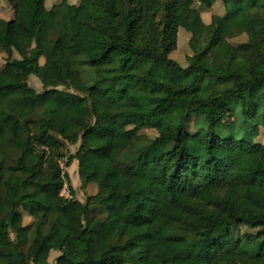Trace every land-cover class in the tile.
I'll return each instance as SVG.
<instances>
[{
    "label": "trees",
    "instance_id": "trees-1",
    "mask_svg": "<svg viewBox=\"0 0 264 264\" xmlns=\"http://www.w3.org/2000/svg\"><path fill=\"white\" fill-rule=\"evenodd\" d=\"M216 1L10 0L14 19L0 18V264H48L53 251L55 264H98V246L113 264H264V0H221L224 15L205 22L195 3ZM180 29L185 64L171 58ZM160 65L191 82L158 81ZM69 144H79L84 186L97 188L86 205L61 194Z\"/></svg>",
    "mask_w": 264,
    "mask_h": 264
},
{
    "label": "rangeland",
    "instance_id": "rangeland-1",
    "mask_svg": "<svg viewBox=\"0 0 264 264\" xmlns=\"http://www.w3.org/2000/svg\"><path fill=\"white\" fill-rule=\"evenodd\" d=\"M70 4H78L80 0H68ZM60 2V0H47L46 7L47 9H50L53 5H56ZM194 7L199 10L202 14V18L205 21L211 20L212 16L214 15H224L225 8L224 4L221 0H217L212 8H206L205 6L201 5L199 2H196ZM22 14L19 16V20L25 24L26 26H31L32 22V16ZM14 7L13 4L10 2V0H0V18L4 20H12L14 19ZM37 25L35 26V29L37 32H41L44 27V18L43 14L39 13L37 19ZM180 39L178 43V48L171 54L172 59H177L182 64H185L184 61L187 60V57L192 54L190 47H189V40L190 36L184 29H180ZM248 40V37L246 35L239 36L237 38H234L230 40V42L233 45H238L241 43H244ZM18 58V56H15ZM5 63V56H0V68L3 67ZM41 64H44V60H41ZM156 75L158 78V81H161L163 83H170L173 84L175 87H180L182 85H185L187 83L191 82V78L189 77H179L180 74L177 76L174 72H172L168 67L160 65L156 66L155 68ZM28 85L35 90L37 93L43 92V86L40 82V80L35 77L31 76L28 80ZM260 123H261V129H260V136L257 139L258 142L264 143V110L262 114L259 117ZM191 131H194L193 126H191ZM142 135L148 136L149 138H153L156 136V132L153 130H144L142 132ZM79 150V144H73V145H66L65 150L63 151L62 158L59 159V165L61 167L64 181L66 183L65 189L61 193L65 198L67 199H74L76 201H79L80 203L87 204L88 198L90 196H93L97 193V188L95 184L84 186L83 180L78 172V162L74 159L76 153ZM90 210L92 209V214L104 217L103 210L93 204L89 205ZM23 218H24V225L28 226L32 224L33 219L24 211H21ZM246 231H249L247 229H242L241 233H244ZM101 246H98L94 249V253L97 257L98 264H113L110 262H106L103 260V255L106 253V249L100 248ZM60 255L59 252L53 251L51 253L50 259L48 264H55L56 258Z\"/></svg>",
    "mask_w": 264,
    "mask_h": 264
},
{
    "label": "crops",
    "instance_id": "crops-1",
    "mask_svg": "<svg viewBox=\"0 0 264 264\" xmlns=\"http://www.w3.org/2000/svg\"><path fill=\"white\" fill-rule=\"evenodd\" d=\"M205 22H210V21H205Z\"/></svg>",
    "mask_w": 264,
    "mask_h": 264
}]
</instances>
